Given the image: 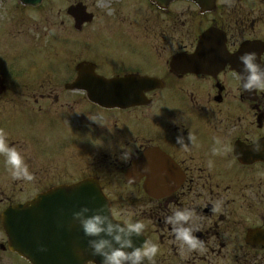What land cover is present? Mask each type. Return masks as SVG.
<instances>
[{"label":"flooded vegetation","instance_id":"flooded-vegetation-1","mask_svg":"<svg viewBox=\"0 0 264 264\" xmlns=\"http://www.w3.org/2000/svg\"><path fill=\"white\" fill-rule=\"evenodd\" d=\"M103 1L107 3L93 13L80 0L89 17L78 11L83 15L76 31L79 54L65 61L68 82L81 65L83 90L72 89L70 83L4 85L3 119L15 122V113L28 111L15 112L11 106L28 103L29 92H34V103L55 105L47 111L75 138L82 133L88 137L77 138L83 146L72 145L62 162L46 167L39 163L43 156L36 153L34 140L3 130L35 179L13 180L8 171L0 173V264H30L10 249L4 211L38 192L85 177L99 182L113 220L130 217L145 225L138 244L148 239L159 245L155 264H264V91L244 92L237 79L242 68L238 57L244 52H255L264 65V4ZM92 23L100 29L88 32ZM109 38H115L111 47ZM86 50L93 52L88 55ZM108 80L121 81L117 90L138 93L142 100L114 108L90 102L84 91L97 93L100 101L107 91L111 95L113 86L102 83ZM88 114L100 120L93 127L87 126ZM178 134L184 136L187 150L176 143ZM125 149L130 151L127 161L120 159ZM80 153L85 159L81 169ZM67 159L73 160L72 173L62 168ZM5 180L12 186L9 195L2 189ZM22 192L29 197L16 199ZM66 200L51 208L54 218L49 224H59L63 215L64 225L77 230L80 225L72 214L87 207V199ZM217 201H222L221 210L214 212ZM176 208L195 210L193 226L199 230L194 235L203 241L202 249L189 251L174 242L164 217Z\"/></svg>","mask_w":264,"mask_h":264},{"label":"rangeland","instance_id":"rangeland-1","mask_svg":"<svg viewBox=\"0 0 264 264\" xmlns=\"http://www.w3.org/2000/svg\"><path fill=\"white\" fill-rule=\"evenodd\" d=\"M72 1L73 0H45L37 9L27 10L24 8L22 11V17H20L19 15L17 20L14 19L11 22L9 21L12 18H9L7 13H5L6 10L2 9L3 5L0 1V59L2 58L3 67L7 65V67L13 72L24 74L22 78H20V80L23 81H21L22 83H27V81H31L28 83H35V81L40 78V74L42 73V71H38L40 73L38 74L35 70L37 68L38 70L41 68H45V64H41L44 60L40 59L53 58V55H49L50 53H54L55 55L59 54L62 51L79 52L78 47L80 45V40H71L72 38H74V33L72 31L66 32V29L71 28V24L68 23L66 18H64L66 6L69 5V3H71ZM81 1L87 4L90 11H92L93 13H95L99 5L101 7L102 5H105L107 3V1L103 0ZM261 2L264 4V0H261ZM4 7L6 8V5ZM104 12L106 11L104 10ZM2 22H14V24L20 23L19 28L17 29H14V24L11 26L14 34L10 35V37L17 38L20 47H23L25 45L31 46L33 43L32 47H30L31 49L24 47L22 48V51L19 52L18 45H15L13 50L10 46L6 45L8 50L6 49L5 53L8 56L2 57V34L4 33V31L2 30ZM91 29L98 31L100 27H97L96 23H92L87 29L88 32L91 31ZM61 37H64L65 41L66 37H68V39L72 41L73 45L63 47V45L66 43L63 42L64 44L61 46H55L49 51L41 52L42 49H45L47 46H49V42L53 44V39L55 41H58V39ZM106 40L108 41V47H111L115 42V38H109ZM32 49L35 50L37 54L41 53L40 59H38V57L33 53ZM46 52H48L49 54H46ZM92 52L93 51L91 50H86V53L88 55H90ZM61 55L63 54L61 53L57 57L64 59L70 56V54H65V56L63 57H61ZM12 57L14 58L12 59ZM47 65L48 63L46 62V66ZM2 66H0V71H2ZM43 74L44 76L41 78L42 81H40V83H50L55 81L54 74H50L49 72H44ZM56 74L60 75L61 72L59 71ZM33 94L36 93L29 92V96L27 98L31 100L28 103L18 102L17 104L11 106V110L15 112L23 111V109L28 110L20 113H15V122H10L7 121L8 119L2 118V116H5L3 112L4 107L2 105V113H0L2 114V116H0V129L9 131L11 133H16L21 137H26L28 140H34L37 144V147L35 148L36 153L40 156H43V158L40 157L39 163H44L46 164V167H51V165H53L54 163L62 162V160L65 159V157L62 155L68 153V149L69 147H72V145L78 144L79 146H83L80 142L77 141V138H79L81 141H84L88 137V135L82 133L81 135H78L77 138H75L70 133L69 129H66L59 120L53 118V115L51 116V112L47 111L49 106L55 107V105L46 104L42 100L38 101V103H34V100L31 98ZM6 98H8V95L6 96ZM56 107H58V105H56ZM29 112H32L30 116L28 115ZM9 114L10 112L7 110L6 115ZM62 118L66 119L67 116H62ZM108 120L111 121V119ZM73 121L75 123L77 122L76 119H73ZM96 121L100 120L92 119L88 114V127H93V124ZM104 122L106 121L104 120ZM22 145L30 149L29 145H25V143H22ZM50 155H52L53 157L51 156L52 158L50 157L49 159ZM53 158L55 159L53 160ZM84 163V156L82 153H80L77 157V164H79L78 168H83ZM72 164L73 160L67 159L64 164L65 167L62 168L65 172L72 173L74 170ZM7 171L8 170L4 163V157L2 156V164L0 163V173L3 176ZM55 171L56 169L54 170V172ZM3 183L5 185L2 184V189L5 193L10 194L12 191V186L9 184V180H5L3 181ZM106 189L107 192L110 193V188ZM27 195L28 194L22 192V194H15V198L25 199L29 197V195Z\"/></svg>","mask_w":264,"mask_h":264},{"label":"clouds","instance_id":"clouds-1","mask_svg":"<svg viewBox=\"0 0 264 264\" xmlns=\"http://www.w3.org/2000/svg\"><path fill=\"white\" fill-rule=\"evenodd\" d=\"M242 65L237 73L239 89L244 92L264 91V65L257 62L255 52H244L238 57ZM188 140L194 139L190 134ZM176 143L187 150L183 135H177ZM254 150H259L257 146ZM0 155L4 157V163L13 180L33 181L34 174L29 170L24 156L15 146L9 144L7 133L0 129ZM130 151L125 149L120 156L127 161ZM211 166V163L209 164ZM222 201H217L213 206L214 212L221 210ZM73 220L79 223L85 237L88 239V247L93 256L101 258V264H155V257L159 251V245L145 239L139 246L133 243V237L143 234L145 225L130 217L122 223L104 214V207L90 209L86 206L73 212ZM196 219L195 210L192 208H176L170 215L164 217V223L171 228V234L182 249L195 251L203 248V241L198 239L194 232L199 229L193 226ZM131 249V251H128ZM45 251L43 247L39 249ZM87 264V262H85Z\"/></svg>","mask_w":264,"mask_h":264},{"label":"water","instance_id":"water-1","mask_svg":"<svg viewBox=\"0 0 264 264\" xmlns=\"http://www.w3.org/2000/svg\"><path fill=\"white\" fill-rule=\"evenodd\" d=\"M23 4L37 5L41 0H20ZM160 4L167 0H155ZM202 1V0H200ZM2 80L0 78V92ZM116 103L128 104L132 99L121 93ZM32 202L14 207L5 216V229L12 250L18 252L32 264H101L99 256H93L88 247L89 237L83 238L60 233L59 227L48 232L52 223L51 208L56 204L66 203V199H105L98 184L93 180H84L70 186H60L37 195ZM102 202L103 200H99ZM39 210V212H37ZM7 214V212L5 213ZM106 215V214H105ZM63 215L59 218L61 221ZM64 227V226H63ZM47 228V229H46ZM46 229V230H45ZM79 236V235H78ZM43 247L45 251L39 249ZM131 251V249H128Z\"/></svg>","mask_w":264,"mask_h":264}]
</instances>
